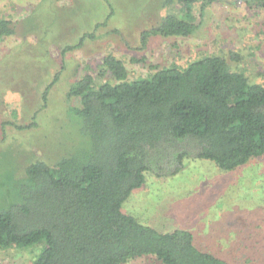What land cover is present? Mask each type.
Wrapping results in <instances>:
<instances>
[{
	"label": "rangeland",
	"instance_id": "374dc122",
	"mask_svg": "<svg viewBox=\"0 0 264 264\" xmlns=\"http://www.w3.org/2000/svg\"><path fill=\"white\" fill-rule=\"evenodd\" d=\"M200 7L201 1L191 7L196 29L190 36L145 38L167 13L184 15L185 6L165 0H0V17L16 27L0 38V207L14 200L15 183L30 162L53 163L86 148L81 119L71 109L79 100L68 91L85 74L96 85L106 81L109 75L99 72L107 54L121 59L132 79L149 76V64L181 67L215 53L264 85V8L244 0ZM122 211L160 231L189 230L198 247L232 264H264V155L233 171L208 159H186L175 175H147ZM255 240L262 243L248 258ZM41 248L0 247V264H33ZM147 258L125 264H150Z\"/></svg>",
	"mask_w": 264,
	"mask_h": 264
},
{
	"label": "trees",
	"instance_id": "16d2710c",
	"mask_svg": "<svg viewBox=\"0 0 264 264\" xmlns=\"http://www.w3.org/2000/svg\"><path fill=\"white\" fill-rule=\"evenodd\" d=\"M198 1L204 10L213 0H165L184 5V15L167 13L145 38L190 36ZM244 2L264 8V0ZM15 32L14 22L0 17V38ZM101 66L106 81L96 85L85 74L68 91L79 100L71 109L86 148L25 167L14 200L0 207V247L42 243L33 264H125L143 256L150 264H232L198 247L189 230L160 231L122 205L147 175H175L186 159L233 171L263 156L264 85L215 53L181 67L149 64V76L132 79L113 54ZM257 243L248 258L256 256Z\"/></svg>",
	"mask_w": 264,
	"mask_h": 264
}]
</instances>
